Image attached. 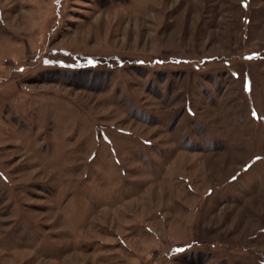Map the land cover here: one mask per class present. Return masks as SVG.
<instances>
[{
    "label": "rangeland",
    "instance_id": "374dc122",
    "mask_svg": "<svg viewBox=\"0 0 264 264\" xmlns=\"http://www.w3.org/2000/svg\"><path fill=\"white\" fill-rule=\"evenodd\" d=\"M0 264H264V0H0Z\"/></svg>",
    "mask_w": 264,
    "mask_h": 264
}]
</instances>
